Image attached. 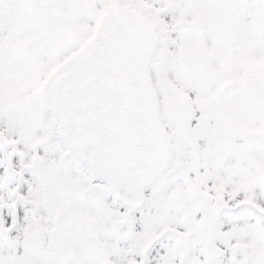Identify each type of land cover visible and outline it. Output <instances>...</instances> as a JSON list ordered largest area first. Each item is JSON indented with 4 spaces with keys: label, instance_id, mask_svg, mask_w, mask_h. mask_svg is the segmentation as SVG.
<instances>
[{
    "label": "snow or ice",
    "instance_id": "1",
    "mask_svg": "<svg viewBox=\"0 0 264 264\" xmlns=\"http://www.w3.org/2000/svg\"><path fill=\"white\" fill-rule=\"evenodd\" d=\"M0 264H264V0H0Z\"/></svg>",
    "mask_w": 264,
    "mask_h": 264
}]
</instances>
